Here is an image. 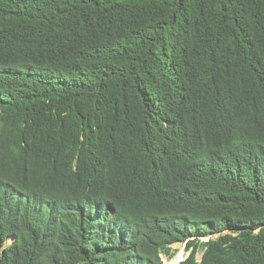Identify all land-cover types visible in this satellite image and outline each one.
<instances>
[{
  "label": "trees",
  "instance_id": "16d2710c",
  "mask_svg": "<svg viewBox=\"0 0 264 264\" xmlns=\"http://www.w3.org/2000/svg\"><path fill=\"white\" fill-rule=\"evenodd\" d=\"M179 242L264 264V0H0V264Z\"/></svg>",
  "mask_w": 264,
  "mask_h": 264
},
{
  "label": "rangeland",
  "instance_id": "374dc122",
  "mask_svg": "<svg viewBox=\"0 0 264 264\" xmlns=\"http://www.w3.org/2000/svg\"><path fill=\"white\" fill-rule=\"evenodd\" d=\"M209 236L212 237V238L216 237V235H212V234H210ZM209 236L203 237V238H201V240H206ZM172 248L176 249L177 252L172 258L165 259L166 257L162 256L164 258L165 264H179V262L183 258H185L186 255L188 254V252L185 251V249H184V243H175V244L172 245ZM178 258H180V259L178 260ZM199 258H200V253L197 254V259H199Z\"/></svg>",
  "mask_w": 264,
  "mask_h": 264
},
{
  "label": "clouds",
  "instance_id": "9594fccd",
  "mask_svg": "<svg viewBox=\"0 0 264 264\" xmlns=\"http://www.w3.org/2000/svg\"><path fill=\"white\" fill-rule=\"evenodd\" d=\"M223 233H224V234L227 233V230L224 231ZM211 234H212V235H216V237H215V238H212V237L209 236L210 234H208L207 236H209V237H208L206 240H202V241H207V240H209V239H216V238L218 237V235H219V233H211ZM207 236H200V240H201V238H203V237H207ZM179 243H180V242H179ZM183 243H184V249H185V242H183ZM185 251H186V250H185ZM176 252H177V251H176ZM199 253H200V252H198L197 254H199ZM175 254H176V253H175ZM175 254H174V255H175ZM187 255H188V254H187ZM187 255H186V256H187ZM162 256H165V255H161V259H162V261H163V264H165L164 258H163ZM200 256H201V253H200ZM165 257H166L165 259H168L167 256H165ZM171 258H172V257H171ZM196 258H197V256H196ZM183 259H184V258H183ZM183 259H182V260H183ZM182 260H181V261H182ZM197 260L199 261L200 258L197 259Z\"/></svg>",
  "mask_w": 264,
  "mask_h": 264
},
{
  "label": "bare ground",
  "instance_id": "6f19581e",
  "mask_svg": "<svg viewBox=\"0 0 264 264\" xmlns=\"http://www.w3.org/2000/svg\"><path fill=\"white\" fill-rule=\"evenodd\" d=\"M180 257V256H179ZM182 257V256H181ZM180 258H178V260H179Z\"/></svg>",
  "mask_w": 264,
  "mask_h": 264
}]
</instances>
